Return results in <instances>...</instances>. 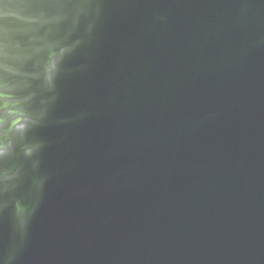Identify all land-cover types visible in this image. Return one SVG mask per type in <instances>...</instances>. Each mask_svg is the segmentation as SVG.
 I'll list each match as a JSON object with an SVG mask.
<instances>
[{
	"label": "water",
	"instance_id": "obj_1",
	"mask_svg": "<svg viewBox=\"0 0 264 264\" xmlns=\"http://www.w3.org/2000/svg\"><path fill=\"white\" fill-rule=\"evenodd\" d=\"M0 264H264V0H0Z\"/></svg>",
	"mask_w": 264,
	"mask_h": 264
}]
</instances>
